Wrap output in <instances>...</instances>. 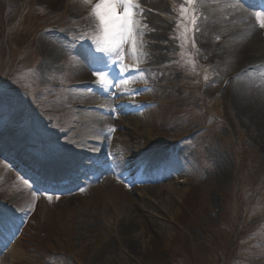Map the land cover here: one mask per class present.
<instances>
[{
    "label": "rangeland",
    "instance_id": "1",
    "mask_svg": "<svg viewBox=\"0 0 264 264\" xmlns=\"http://www.w3.org/2000/svg\"><path fill=\"white\" fill-rule=\"evenodd\" d=\"M160 1L161 10L154 7ZM139 4L144 11L138 15L146 27L138 30L135 52L131 48L124 57L146 76L139 96L146 97L150 114L140 115V120L143 126L150 122L154 142L145 138L136 142L139 150L172 152L188 180L180 214L167 217L143 196V189L119 185L127 198L118 208L106 207L104 194L95 190H71L51 200L36 197L24 227L32 234L22 254L24 263L264 264V131L232 105L215 62L217 49L198 40L202 12L197 4L195 13L190 10L185 16L180 9L182 4L189 7L187 0H139ZM88 13L80 0H0V116L6 118L0 127V213L16 214L20 201L15 199L30 189L2 160L9 147L20 144L45 159H55L76 126L84 124V134L105 117L93 110L106 109L111 117L113 107H121L122 101L115 99L114 105L110 97L99 107L93 97L87 101L90 107L77 103L79 90L90 84L81 80V71H88V66L78 59L81 47L73 37L92 26ZM191 15L198 17L199 31L194 30ZM256 28L264 37V29L258 24ZM43 35L63 52L50 62L42 54ZM208 44L221 53L230 48L220 37ZM155 45L163 48L157 50ZM159 53L164 55L161 64ZM246 71L264 79L263 68ZM99 127L96 137L101 143L100 148L99 142L92 143L98 148L94 156L102 148L109 152L112 145L116 157L129 158L138 151L128 146V133L132 135L128 128L116 135ZM223 164L226 177L217 183L216 172ZM124 215L127 223L137 224L138 234L128 242L119 235L118 221L112 229L114 220ZM105 241L111 252L95 259L97 244ZM5 255L3 264H10L11 255Z\"/></svg>",
    "mask_w": 264,
    "mask_h": 264
},
{
    "label": "bare ground",
    "instance_id": "2",
    "mask_svg": "<svg viewBox=\"0 0 264 264\" xmlns=\"http://www.w3.org/2000/svg\"><path fill=\"white\" fill-rule=\"evenodd\" d=\"M233 2L234 0H198L197 8H200V11L202 12L201 19L198 24V27H200V32L197 34L198 40H203L206 46H210L208 48L212 49L213 47L217 49V51L214 53H217L216 58L218 59L215 60V62L218 63H216L219 69L218 73L222 77L223 85L225 86L227 84V95L231 99L232 105L235 106L237 114H239L243 118H249L253 124L260 125L264 131V79L260 77V75L262 74H260L259 76H252L251 73H248V71H246L247 68L252 67H259L264 69V37L261 35V33H259L260 31L257 30V24L255 23V20L252 18V16L249 15L251 11L246 9H234L233 7H231V4ZM139 5L141 6V4ZM154 7L161 10V8L164 7L163 2L160 1ZM160 29L161 27H159L157 29L158 32L155 33L156 38L160 33ZM216 37H220L222 41L226 40L228 44L230 43V48L225 49V51L223 50V53H221L219 48L209 44L207 45V42H212V38ZM40 45L42 47V54L45 57V60L48 62L53 61L54 58H57L58 55L63 53L61 48H59L51 41H47L44 35L43 40H40ZM154 48L158 50L162 49L163 47L162 45H155ZM130 49L131 46H126V51ZM163 59L164 55H161L159 53V61H157L161 64ZM125 64H130V61L127 60ZM130 72L134 73V71ZM81 74L83 75L81 80L83 81L84 85L88 86L90 84L89 87H95L99 92L102 93V95H112V87H114V89L118 88V92L123 91V86L115 87L105 85L103 88L100 87L95 82L97 80V77H95L93 74H90V72L87 70L82 69ZM131 76L135 78V83L130 82L127 87L129 89L135 88L139 92H142L141 87L144 86L143 82L146 81L144 72L143 77L138 76L137 73H131ZM102 95L99 96L98 93L94 92L91 88L88 89L83 87L81 90H79L77 103L78 105L84 107H90V105L92 104L91 102L87 101L88 98L93 97L94 99L96 98V100L92 102L97 103L98 101V105L96 106L99 107L100 105H104L105 103V97L103 98ZM126 99L127 101L123 104V106H143V110L130 112L123 115L122 119L121 117H118L115 121H112V118L106 114V111L102 113V111L93 110L94 112H96L95 114L97 116L102 117V115H105V117L101 118L102 121H100V123L97 124V122H95L93 124L94 126L92 125L89 131L84 130V134L81 132L82 126L84 124L76 126L77 131H73L74 134L69 135L67 144L64 146L65 149L62 153L60 161L70 160L71 164L73 165L69 167H76V169H78L79 165H81L82 162L76 160L74 161V158L79 155L77 159L83 161L84 158H88L89 155L93 154L96 148L94 145H92V143H95L96 145V143L99 142L98 146L101 143L96 137V135L100 131L99 126H104L107 130L109 128L108 126L110 125L109 123L111 122H113L111 124H117L118 126V130L115 132L116 135L121 134L119 129H121L122 127H124V130L128 128L129 132H132V135L128 133L130 144H128L129 147L131 146L134 149L139 150V146L137 145L138 143L136 142V140L139 138H145L149 143L154 142V138L151 137L150 122H146V124L143 126L140 120V115H143L146 118L150 114L149 109L145 107L144 103L146 97H139L138 95H133L131 93L130 96L126 97ZM90 112L92 111H85L84 114L95 115L93 112ZM72 116L75 117V115L73 114ZM4 119H6L4 116H0V121ZM78 119L79 117H77V123ZM66 123L71 125L70 122ZM67 124H64V127H67ZM80 135L86 138L76 137ZM13 151L14 148H12L11 152ZM142 151L144 152V149H140L136 152L138 154H141ZM16 153H19V151L15 149L14 154ZM163 162L166 163V161ZM61 166L63 167V165ZM64 168L65 167L60 169L56 165H52L50 166L49 171H47L46 173L51 177L56 173H61ZM177 170L178 171H176V177L169 183L141 188L145 193L143 194V196L145 195V198H148L149 202H154L155 205H157L167 217L171 216L172 218H175V216H178L180 214L179 212L182 198L185 195V191L187 189V186L185 185L188 182V180H186V178L183 176L182 171L179 169ZM43 171L45 170L43 169ZM226 171V166H224V164L219 167L216 172L217 183H222L224 181L226 177ZM82 181L84 182V180ZM86 182L88 184V187L92 188L91 190H95L96 193L101 192L104 194L106 207L113 205L114 208H118L119 206H121V204H124L122 202H126V192H124V190H122V188H120L117 182H115L113 179H107L106 181H102L100 184H95L91 181ZM83 189L85 190L87 189V187H84ZM153 199H159V201ZM15 200L20 201L19 211L16 214L2 212L0 214V221L3 222L7 219L9 221H12V219L16 217L18 219L20 218L21 220L24 219L26 222L30 219L32 208H34L33 205L36 204V196L33 197L32 192L30 190H27L21 193V195H19ZM21 209H24V211H21ZM118 213L120 216L122 215L119 209ZM125 219H127L125 215L121 219L120 217L116 218V220H114L112 224V229H114L115 227V222L118 221V226L120 223V227L118 229L119 235H121L122 240H126L128 242L132 241L133 237L138 234L136 229L137 224L132 222L131 220H128L129 222L127 223ZM2 222H0V224H2ZM141 226L142 228H145L144 225ZM17 227L18 223L16 224V228ZM18 232V239L15 240L13 247H11L9 253V255H11L10 264H25V257H23L22 254L24 250L28 248L30 240L32 238V234L25 231L24 229L20 231V229L18 228ZM109 246V241H105L103 245L97 244L96 252L94 253L95 259H99L100 257H104L105 254H109L111 252L109 250ZM6 258L7 256H5L4 260H6Z\"/></svg>",
    "mask_w": 264,
    "mask_h": 264
},
{
    "label": "snow or ice",
    "instance_id": "3",
    "mask_svg": "<svg viewBox=\"0 0 264 264\" xmlns=\"http://www.w3.org/2000/svg\"><path fill=\"white\" fill-rule=\"evenodd\" d=\"M80 3L89 8L88 15L93 24L89 26L88 31L73 37L81 47L78 59L92 70V74L97 77L95 82L100 87L103 88L105 85L123 86L124 92L130 91L133 95L138 94L137 89L127 87L130 82L135 83V78L126 77L125 74L135 71L138 76L143 77V70L134 65L125 64L123 61L126 46H131L135 52L138 43V30L146 27L141 24V17L138 15L144 9L140 7L138 0H80ZM197 3L198 0H187L189 7L186 8L182 4L180 15L185 16L190 10L195 13L194 5ZM231 7L240 10L252 9L249 15L255 18L259 28L264 29V0H234ZM197 19L196 15H191V23L195 31H199V28L196 27ZM139 34L142 35L143 32L140 31ZM193 47H195L194 40ZM114 66L120 73L119 77L112 76L111 69ZM204 79L207 81L208 77L205 76ZM114 130V128H109V132ZM25 184L32 188L27 180H25ZM80 191H84V189L81 188ZM32 195L35 197L36 192L33 191ZM44 195H47L49 200L52 199V196L47 192Z\"/></svg>",
    "mask_w": 264,
    "mask_h": 264
}]
</instances>
